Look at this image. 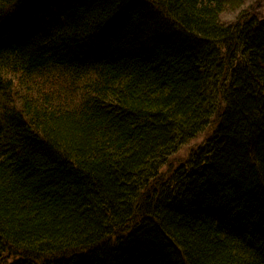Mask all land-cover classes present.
Listing matches in <instances>:
<instances>
[{
  "label": "trees",
  "instance_id": "1",
  "mask_svg": "<svg viewBox=\"0 0 264 264\" xmlns=\"http://www.w3.org/2000/svg\"><path fill=\"white\" fill-rule=\"evenodd\" d=\"M243 2L0 0V264H264V19Z\"/></svg>",
  "mask_w": 264,
  "mask_h": 264
},
{
  "label": "rangeland",
  "instance_id": "2",
  "mask_svg": "<svg viewBox=\"0 0 264 264\" xmlns=\"http://www.w3.org/2000/svg\"><path fill=\"white\" fill-rule=\"evenodd\" d=\"M242 7L246 9L250 14H254L259 18L264 19V0H242ZM238 11H230L227 10L222 14V19L224 21H233ZM211 127H207L204 131L199 133L195 138L189 140L187 143L183 144L175 153H173L170 157H168L166 163L161 167L160 173L163 177L169 175L175 168L178 167L181 163H184L188 158L189 154L199 148L204 144L206 139L208 138Z\"/></svg>",
  "mask_w": 264,
  "mask_h": 264
}]
</instances>
